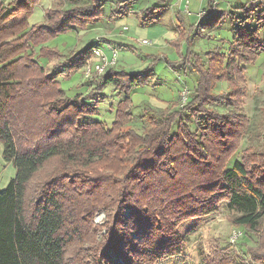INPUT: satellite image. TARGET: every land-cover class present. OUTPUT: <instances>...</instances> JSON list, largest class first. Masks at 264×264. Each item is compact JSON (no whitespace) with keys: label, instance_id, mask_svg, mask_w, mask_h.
Segmentation results:
<instances>
[{"label":"trees","instance_id":"16d2710c","mask_svg":"<svg viewBox=\"0 0 264 264\" xmlns=\"http://www.w3.org/2000/svg\"><path fill=\"white\" fill-rule=\"evenodd\" d=\"M40 1H0V141L16 168L0 191V264H191L190 233L224 200L241 212L236 225L258 237L246 263L264 264V150L250 147L228 166L250 123L239 108L245 66L264 53V1L252 0V12L242 6L227 50L209 51L206 61L196 55L198 84L185 104L145 108L142 131L131 125V92L151 81L150 67H111L89 81L88 92L68 95L38 60L62 59L65 54L48 43L99 21L104 0L58 3L30 24ZM158 2L141 9L140 25L158 24L160 5L169 0ZM134 3L118 0L113 17L127 15ZM214 8L215 0H207L212 18L202 24L212 27L223 16ZM178 21L179 36L189 39L184 19ZM91 48L73 52L71 61L84 66ZM161 57L152 56L151 63ZM222 82L227 92H216ZM110 84L123 95L112 125L87 120L99 114ZM212 103L226 105L228 113L212 110ZM87 183L96 191L80 187ZM99 208L113 217L95 239L103 227L94 223ZM207 264L233 263L214 252Z\"/></svg>","mask_w":264,"mask_h":264},{"label":"rangeland","instance_id":"374dc122","mask_svg":"<svg viewBox=\"0 0 264 264\" xmlns=\"http://www.w3.org/2000/svg\"><path fill=\"white\" fill-rule=\"evenodd\" d=\"M0 1L7 3L9 0ZM89 1L41 0L29 20L30 24L43 21L45 10L58 3L72 6L83 5ZM117 1L104 0L103 17L86 29L77 28L74 31L60 34L48 43L49 46L57 47L65 54L62 59L53 57L38 60L42 66L47 68V72L57 76L68 95L90 90V84H87L91 79L86 75L85 66H82L80 61L74 63L71 61L73 52L75 54L88 47H104L109 53L110 48H116L119 50L118 63L115 66L118 70L136 71L150 67L151 81L131 92L134 103V118L131 125L139 131L147 126L142 116L148 105L157 110H163L174 107V103L185 104L187 93L192 92L198 84L199 75L192 67L197 60L196 55L206 61L209 51L221 46H223L222 50H227L225 41L232 39L234 23L243 17L242 6L246 5L251 12L253 8L252 0H215L214 12L218 10L223 16L210 27L202 24L204 20L212 18L206 13L207 0H169L168 5H160L157 15L158 24L148 27L149 34L144 36L142 34L144 29L139 25L140 11L149 6H158V0H135L127 15L114 18L113 13L117 11ZM179 17L184 19L186 29L184 33L186 36L189 35V39H182L179 36L181 33ZM21 18L22 16H18V19ZM262 25L264 39V23ZM190 27H193L192 30ZM145 40L149 42L144 43ZM188 54L190 57L184 60ZM152 56L162 57L152 64ZM245 68L248 82L244 103L239 109H242L248 116L250 123L238 151L228 162L229 167L235 160H240L250 147L255 150H264V53L260 55L255 64H248ZM227 90L228 83L222 82L219 83L216 92H227ZM122 99L123 95L118 92V89L113 84L108 85L103 91L99 114L89 116L87 120H100L106 126H111L115 119L117 105ZM208 107L216 112L228 113L229 111L223 104L212 103ZM176 129L175 126L174 132ZM15 175L16 168L13 162L5 159L4 145L0 141V191L7 187ZM105 186L104 182L97 184V188L100 189ZM80 187L83 190H95L88 183L81 184ZM228 202V200L222 201L218 210L204 217L190 233L189 245L195 257L191 264H207V261L213 258L214 252H218L220 256L226 255L233 264H247L248 250L257 246L258 237L244 227L236 225L235 220L241 212L230 208ZM112 217L113 213L110 212L108 216L103 208L96 211L94 223L103 227L98 228L95 239H99L101 234L105 233L104 225H108ZM236 232H242V236L237 241H233L232 238ZM88 252L92 251L88 250ZM119 261L124 263L122 259Z\"/></svg>","mask_w":264,"mask_h":264},{"label":"built area","instance_id":"2783aa9c","mask_svg":"<svg viewBox=\"0 0 264 264\" xmlns=\"http://www.w3.org/2000/svg\"><path fill=\"white\" fill-rule=\"evenodd\" d=\"M145 40L144 43H148ZM107 53L103 47H92L85 61V72L89 79H96L105 74L111 67L118 63L119 50L110 48ZM242 236V232H236L232 240L237 241Z\"/></svg>","mask_w":264,"mask_h":264},{"label":"crops","instance_id":"0c3cea01","mask_svg":"<svg viewBox=\"0 0 264 264\" xmlns=\"http://www.w3.org/2000/svg\"><path fill=\"white\" fill-rule=\"evenodd\" d=\"M140 17V16H139ZM139 25H140V21H139ZM140 27H142L144 30L142 32V34L145 36V35H148L149 34V28L148 27H144L142 25H140ZM104 48V47H103ZM115 67V66H114Z\"/></svg>","mask_w":264,"mask_h":264}]
</instances>
